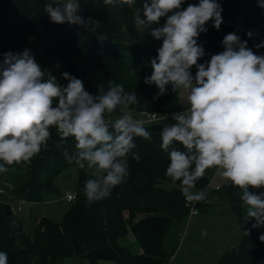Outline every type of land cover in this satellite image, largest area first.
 Here are the masks:
<instances>
[{"label": "clouds", "instance_id": "clouds-1", "mask_svg": "<svg viewBox=\"0 0 264 264\" xmlns=\"http://www.w3.org/2000/svg\"><path fill=\"white\" fill-rule=\"evenodd\" d=\"M106 6L133 8L137 0H103ZM143 0L142 14L136 11L137 30L149 29L154 41H161L150 60L151 75L146 85H155L156 97L172 90L186 91V110L175 111V123L160 131L161 148L168 153L166 175L175 183L186 202L206 201L207 189L195 190L197 181L209 169L241 190L243 223L252 228L264 226V55H257L236 33L225 35L224 50L205 63L201 33L211 20L219 30L222 6L217 0ZM264 9V0H257ZM80 0H47L44 12L54 24L83 26L98 33L100 22L81 15ZM161 18L165 22L161 25ZM156 25L155 27H152ZM253 37L252 31L246 34ZM106 39L98 34V42ZM264 48V42L255 45ZM196 74L193 77L192 67ZM57 69L60 65L55 66ZM67 84L58 82L51 70L42 69L31 51H8L0 62V173L11 166L29 163L48 147L51 127L57 129V148L68 138L75 141L71 154L63 155L69 164L86 169L90 178L83 186L89 204L112 195L126 182L129 159L140 160L135 138H152L145 121L135 118L131 106L140 104L136 91L128 92L122 83L110 82L107 90L97 86L88 92L81 79L68 72L61 74ZM119 112V115L116 113ZM180 145L182 147H178ZM15 171V168H11ZM245 234L249 232L246 230ZM259 239L264 242V234ZM0 264H9L8 253L0 251Z\"/></svg>", "mask_w": 264, "mask_h": 264}, {"label": "trees", "instance_id": "trees-1", "mask_svg": "<svg viewBox=\"0 0 264 264\" xmlns=\"http://www.w3.org/2000/svg\"><path fill=\"white\" fill-rule=\"evenodd\" d=\"M47 0H0V62L8 51H31L42 69L51 70L59 83L66 85L61 74L68 72L81 79L85 89L96 94L97 86L107 90L110 82L122 83L128 92L136 91L140 104L131 106L133 114L140 110L162 113L181 111L179 90L167 86L163 96L156 97L155 85H146L145 75H151L150 60L157 52L145 53L124 43V28L136 42L145 46L156 45L139 34L134 25V14L127 5L112 12L103 0H80L81 15L91 16L100 22L98 33L86 31L83 26L54 24L49 20L44 6ZM63 3V1H57ZM194 0H185L183 8ZM222 6L223 21L231 22L241 15L246 30L253 37L247 46L264 55V48L255 45L264 42V9L257 0H217ZM123 24V25H122ZM106 39L98 42L97 35ZM224 33L200 35L203 46L222 41ZM60 65L57 69L55 66ZM120 113L117 112L116 115ZM163 126H168L161 123ZM145 127L152 138H135L140 160L129 159V176L117 186L112 195L89 204L83 186L90 178L86 169H79L63 155L65 147L71 154L75 141L68 138L66 145L57 148V129L51 127V138L29 163L16 164L7 173H0V251L8 253L9 264H59L65 257L85 259L89 264H167L177 244L168 243L166 234L173 223H183L188 216V206L180 190V182L166 175L168 153L161 148L160 131L151 124ZM178 147H182L177 145ZM14 167L15 171L11 168ZM68 167H75L77 182L75 198L61 220L41 215L32 231L24 227L15 204H37L60 197L56 178ZM210 178L205 174L197 181L196 189H207ZM239 215L242 238L237 246L225 250L217 264H264V234L243 223V214L234 194L238 187H226ZM198 211L203 203L197 204ZM249 234L246 235L245 231ZM131 233L140 253H133L119 239Z\"/></svg>", "mask_w": 264, "mask_h": 264}, {"label": "rangeland", "instance_id": "rangeland-1", "mask_svg": "<svg viewBox=\"0 0 264 264\" xmlns=\"http://www.w3.org/2000/svg\"><path fill=\"white\" fill-rule=\"evenodd\" d=\"M62 1L64 2V0ZM237 18L241 20V15L238 14ZM169 123L170 122L168 121L165 122L166 125H170ZM76 179V168L68 167L58 175L55 181L56 186L60 190V197L47 200L43 203H37L34 206L22 204L23 210L19 211V216L23 219L24 227L27 231L33 230L35 220L41 215L49 216L56 221L61 220L65 211L70 205V202L65 200V195L67 192L74 191L77 182ZM230 184V181L223 178L221 175H219L218 171L214 169L212 178L207 188L208 197L206 201L202 202L203 207L200 210V214L206 213V218L204 221L207 226H205L204 224H199L197 226L199 229L207 227L209 235L205 239H203V237L199 236L198 232L196 233L197 237L200 239V243L203 242L202 239L206 240L205 242H210V244L214 246V248L220 247L221 249H223L222 253L231 247H229V245H232L233 247L237 246L242 238V228L239 223V215L234 208V203L231 200V195L226 190V187ZM216 185L218 186L217 188ZM258 191H264V188H261ZM234 194L238 196V204L240 206L241 213L244 215V210L241 208L242 202L239 199V196L242 194L241 190L238 188L237 192H235ZM186 221L187 220H185L183 223H173L170 226L166 234V241L168 243L174 244L175 242L177 244V247H179V244L183 238L182 234L186 231ZM252 223H254V221H249L247 223L250 229L261 231L264 233V226L260 228H252ZM213 225H219V227L216 229L217 231H215V239L213 238L214 240L211 239L212 234H210ZM234 233L237 235V238L235 240L234 237H231ZM119 242L122 245L128 246L133 253H137L136 250L138 248V244L131 233L120 238ZM186 253H192L194 264H217L222 254L221 253L219 255H216L215 258H212V256H210L208 258V261L210 262H207L205 261L206 259L203 258L204 254H200L199 252H197V250H189ZM59 264H89V262L81 258L65 257L60 260Z\"/></svg>", "mask_w": 264, "mask_h": 264}, {"label": "crops", "instance_id": "crops-1", "mask_svg": "<svg viewBox=\"0 0 264 264\" xmlns=\"http://www.w3.org/2000/svg\"><path fill=\"white\" fill-rule=\"evenodd\" d=\"M142 3H143V0H137L134 7L130 8L134 15H135L136 11H140L141 16L143 17ZM196 3H198V0H194L193 4H196ZM164 22H165V18H161V21H160L161 25H163ZM212 25H213V22L210 20L206 24V27L208 29L207 32L201 33L200 35H210V34H215V33H224V34L236 33L240 37H243V38L248 37L246 35L248 31L244 27L242 18H241V20H239V18H237V16L231 22L223 21L219 30H216ZM155 26L156 25H153L152 27H155ZM136 30H137V28H136ZM137 32L139 34H141L142 36L146 37L152 43H156L158 45H161V43H162L161 41L152 40V37L149 34V29H144L142 31L137 30ZM223 50H224V48H217V49H213V50L205 52V56L202 57L198 61V63L207 62L208 60H210L211 55L222 52ZM191 73L194 77L196 74L195 66L192 67ZM186 96H187L186 91L183 89H179V101H180L181 106L183 107V109L181 111L186 110V108L188 107ZM168 122H170L169 123L170 125L175 123V121H173L171 118H169ZM213 171H214V169H209L205 173L210 178V180L212 178ZM208 186H209V184H208ZM217 187L218 186L216 185V188ZM22 204L23 203H21V207L23 210ZM32 205L34 206L36 204H32ZM205 215H206V213L200 214V211H198L195 214H189L188 213V216L186 219L187 220L186 221V231L182 235L183 238L179 244V247H176L174 253L170 256L167 264H194V258H193L192 253H186L189 250H193V251L197 250V252H199L200 254L203 253L204 256L203 255L202 256H203V258L206 259L205 261H207V262H210V261H208V258L210 256H212V258H215L216 255H219L222 253L223 249H221L220 247L214 248V246H212L210 244V242H205L206 240H203L209 235V231H208L207 227L200 228V229L197 227L199 224H204L205 226H207L205 224V221H204L206 218ZM218 227H219V225H216V226L213 225V227L211 228L210 234H212V238H211L212 240L215 239L214 235H215V231H217L216 229ZM197 232H198L200 237H203V239H202L203 242H201V243L199 242L200 239L196 235ZM231 237H234V240H235L237 238V235L234 233V234H232ZM198 244H201V245H198ZM181 246H184V247H181ZM230 246L233 247L232 245H229V247ZM136 252L140 253L139 246H138ZM205 261H203V262H205ZM103 264H115V263H113L111 261H105V262H103ZM203 264H210V263H203Z\"/></svg>", "mask_w": 264, "mask_h": 264}, {"label": "built area", "instance_id": "built-area-1", "mask_svg": "<svg viewBox=\"0 0 264 264\" xmlns=\"http://www.w3.org/2000/svg\"><path fill=\"white\" fill-rule=\"evenodd\" d=\"M57 1H62V0H57ZM172 113L173 112H167V111L162 112V113H155V112H148L145 110H140V111L135 112L133 115L135 118L144 120L145 124H154V123H165L166 121L169 120ZM0 192H1V190H0ZM74 198H75L74 192H67L65 195L66 201L70 202ZM184 200H185V197H184ZM185 204H186V206H188V213L189 214H195L198 212V207H197L198 203L193 205L189 202H186V200H185ZM15 208L17 211H21L22 210L21 203L15 204Z\"/></svg>", "mask_w": 264, "mask_h": 264}, {"label": "water", "instance_id": "water-1", "mask_svg": "<svg viewBox=\"0 0 264 264\" xmlns=\"http://www.w3.org/2000/svg\"><path fill=\"white\" fill-rule=\"evenodd\" d=\"M112 12H119V8H115V7H111ZM123 25V24H122ZM122 33V37L124 40V43L135 48L138 49L140 51H143L145 53H153V52H157V49L161 46V45H152V46H145V45H141L138 42L134 41L126 32V30L123 28L121 30ZM205 52L213 50V49H217V48H223V45L221 44V42L213 44V45H208V46H203ZM250 48V47H249ZM252 49V48H251ZM254 53H256L257 55H260L257 51H255L254 49H252ZM151 128L153 129H162L163 128V124L161 123H154L151 124Z\"/></svg>", "mask_w": 264, "mask_h": 264}]
</instances>
